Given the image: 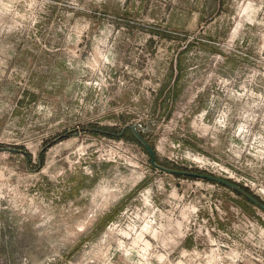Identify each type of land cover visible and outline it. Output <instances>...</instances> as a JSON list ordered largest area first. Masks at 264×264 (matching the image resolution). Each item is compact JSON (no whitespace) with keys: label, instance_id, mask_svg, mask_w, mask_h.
<instances>
[{"label":"rangeland","instance_id":"374dc122","mask_svg":"<svg viewBox=\"0 0 264 264\" xmlns=\"http://www.w3.org/2000/svg\"><path fill=\"white\" fill-rule=\"evenodd\" d=\"M264 0H0V264H264Z\"/></svg>","mask_w":264,"mask_h":264},{"label":"water","instance_id":"95a60500","mask_svg":"<svg viewBox=\"0 0 264 264\" xmlns=\"http://www.w3.org/2000/svg\"><path fill=\"white\" fill-rule=\"evenodd\" d=\"M126 130H130L131 133L133 134L134 138L136 139V141L145 149L148 156L150 157V162H151V166L153 169H155L159 172L165 173L167 175H171V176L201 179V180L209 181V182L224 186V187L244 196L249 202H251L255 206L259 207L262 211H264V205L263 204H261L259 201H257L254 197L245 193V191L240 189L238 186H236V185H234L228 181H225L223 179H218V178H215L213 176L169 169V168H166V167L159 165L157 162V159H156V154H155L154 149L150 146V144L144 139V137L142 135L143 132L147 131L148 129H144L140 125H129V126H126V128L123 131L125 132Z\"/></svg>","mask_w":264,"mask_h":264},{"label":"trees","instance_id":"16d2710c","mask_svg":"<svg viewBox=\"0 0 264 264\" xmlns=\"http://www.w3.org/2000/svg\"><path fill=\"white\" fill-rule=\"evenodd\" d=\"M135 141H136V139H135ZM137 142V141H136ZM138 143V142H137ZM140 145V144H139ZM142 147V146H141ZM144 149V148H143ZM145 150V149H144ZM147 153V152H146Z\"/></svg>","mask_w":264,"mask_h":264}]
</instances>
